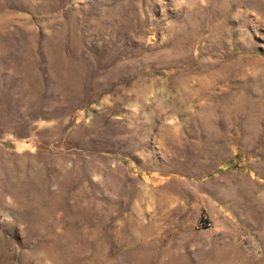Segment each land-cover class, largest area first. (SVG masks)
I'll return each mask as SVG.
<instances>
[{
	"label": "rangeland",
	"instance_id": "obj_1",
	"mask_svg": "<svg viewBox=\"0 0 264 264\" xmlns=\"http://www.w3.org/2000/svg\"><path fill=\"white\" fill-rule=\"evenodd\" d=\"M0 264H264V0H0Z\"/></svg>",
	"mask_w": 264,
	"mask_h": 264
},
{
	"label": "built area",
	"instance_id": "obj_2",
	"mask_svg": "<svg viewBox=\"0 0 264 264\" xmlns=\"http://www.w3.org/2000/svg\"><path fill=\"white\" fill-rule=\"evenodd\" d=\"M205 224H206V226H207V225H209V223H208V222H207V223H205Z\"/></svg>",
	"mask_w": 264,
	"mask_h": 264
}]
</instances>
